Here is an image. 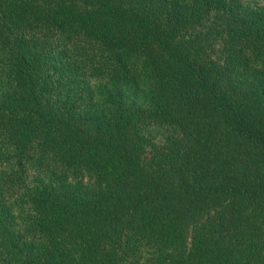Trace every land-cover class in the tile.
I'll list each match as a JSON object with an SVG mask.
<instances>
[{
  "label": "trees",
  "instance_id": "trees-1",
  "mask_svg": "<svg viewBox=\"0 0 264 264\" xmlns=\"http://www.w3.org/2000/svg\"><path fill=\"white\" fill-rule=\"evenodd\" d=\"M0 264H264V0H0Z\"/></svg>",
  "mask_w": 264,
  "mask_h": 264
},
{
  "label": "rangeland",
  "instance_id": "rangeland-1",
  "mask_svg": "<svg viewBox=\"0 0 264 264\" xmlns=\"http://www.w3.org/2000/svg\"><path fill=\"white\" fill-rule=\"evenodd\" d=\"M54 44V43H53ZM123 67H125V69L127 70V72L131 73L132 75H134V73L136 72L137 68L135 66V63L130 60H124L120 63ZM112 68L113 65L111 64ZM142 87H145L144 83L140 82L139 83ZM137 102L141 103L142 100L138 99ZM146 137L153 143H159L162 140V135L158 134L157 130H153L152 128H149L148 130L145 131ZM29 174V173H28ZM71 182V181H70Z\"/></svg>",
  "mask_w": 264,
  "mask_h": 264
}]
</instances>
